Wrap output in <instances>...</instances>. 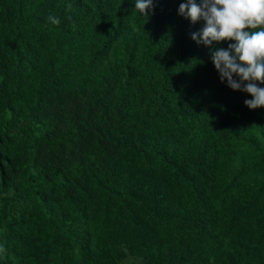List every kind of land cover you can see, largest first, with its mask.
I'll use <instances>...</instances> for the list:
<instances>
[{"label":"trees","instance_id":"obj_1","mask_svg":"<svg viewBox=\"0 0 264 264\" xmlns=\"http://www.w3.org/2000/svg\"><path fill=\"white\" fill-rule=\"evenodd\" d=\"M181 3L0 0V264H264V107Z\"/></svg>","mask_w":264,"mask_h":264},{"label":"clouds","instance_id":"obj_2","mask_svg":"<svg viewBox=\"0 0 264 264\" xmlns=\"http://www.w3.org/2000/svg\"><path fill=\"white\" fill-rule=\"evenodd\" d=\"M71 9L72 5L68 4L67 10ZM152 9V0H136L134 11L142 18ZM178 14L193 24L201 18L206 21L202 34L194 33L192 39L210 49L213 42L235 41L227 50H210L214 67L222 83L226 80L233 91H243L252 97L244 101L249 109L264 107V88L257 86V82L264 84V0H201L199 5L187 0L180 4ZM47 23L59 26L61 20L49 14ZM72 27L75 31V24ZM234 74L239 82L233 79ZM7 251L5 244L0 243V256Z\"/></svg>","mask_w":264,"mask_h":264}]
</instances>
